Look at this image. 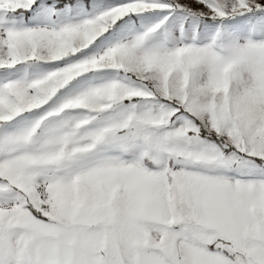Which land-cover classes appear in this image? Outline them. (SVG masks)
<instances>
[{
  "label": "snow or ice",
  "instance_id": "snow-or-ice-1",
  "mask_svg": "<svg viewBox=\"0 0 264 264\" xmlns=\"http://www.w3.org/2000/svg\"><path fill=\"white\" fill-rule=\"evenodd\" d=\"M0 264H264V0H0Z\"/></svg>",
  "mask_w": 264,
  "mask_h": 264
}]
</instances>
